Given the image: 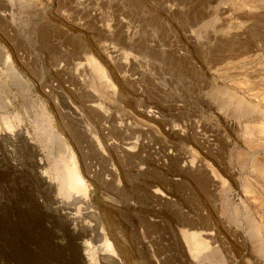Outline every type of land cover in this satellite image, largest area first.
I'll return each instance as SVG.
<instances>
[{"label":"rangeland","instance_id":"rangeland-1","mask_svg":"<svg viewBox=\"0 0 264 264\" xmlns=\"http://www.w3.org/2000/svg\"><path fill=\"white\" fill-rule=\"evenodd\" d=\"M254 66L264 0H0V264H264Z\"/></svg>","mask_w":264,"mask_h":264},{"label":"bare ground","instance_id":"bare-ground-1","mask_svg":"<svg viewBox=\"0 0 264 264\" xmlns=\"http://www.w3.org/2000/svg\"><path fill=\"white\" fill-rule=\"evenodd\" d=\"M255 67V66H254ZM254 67H251L250 69L254 68ZM250 75L253 77V80L254 82L251 81V83H256V86H259L261 87V84L263 85L264 84V66H257L255 67L254 69H252L250 71ZM250 77V76H249ZM250 77V78H252ZM252 84V85H253ZM234 86V85H233ZM251 86V85H250ZM264 86H262V89H263ZM254 88V87H252ZM256 89V88H255ZM261 89V90H262ZM263 92V90H262ZM260 92V100H262V102H256V101H253L255 102L254 104H257L258 103H261L264 104V93ZM262 93V94H261ZM247 94V93H246ZM245 98V97H244ZM258 99V96L256 97ZM259 100V99H258ZM248 102H250L248 100ZM252 102V101H251ZM252 102V103H253ZM251 103V105H252ZM248 105L250 103H247ZM93 106V105H92ZM250 106V105H249ZM264 106V105H263ZM97 107V105H96ZM257 107V106H256ZM95 108V107H94ZM230 125H235V123H231ZM62 144V143H60ZM63 146V145H61ZM127 151V150H126ZM69 154V153H68ZM67 156V155H66ZM57 159H58V164L55 165L54 167H52V176L51 177H47L46 173L45 172H41V171H37V173L35 174L34 176V180L38 181L37 183H40L41 180H44V178L47 177V183L49 182H53L56 184V188H55V191H56V195L60 198H66V199H69V195H71V197H73L74 201L72 202H75L76 204H82L84 203V199L82 200L81 197H80V194L82 193V184H83V181L79 175V173L77 171H75V169H69L68 167H64L63 164L61 163V157H59L58 155L55 156ZM70 159H72V155H69L68 156ZM67 157V158H68ZM63 159V158H62ZM72 162V160H70ZM73 164V163H72ZM40 165V162L38 163V167ZM43 165V164H42ZM73 166V165H71ZM74 167V166H73ZM39 169V168H38ZM43 169V168H42ZM49 173V171H47ZM47 173V174H48ZM40 181V182H39ZM48 183V184H49ZM85 185V184H84ZM85 187V186H84ZM48 188V187H47ZM46 189V187H45ZM44 189V190H45ZM49 189V188H48ZM81 192V193H80ZM83 198V197H82ZM67 201V200H66ZM183 234V233H182ZM209 237L210 238H214V235L213 233H210L209 234ZM184 240H185V243L188 247V249L190 250L189 252H191V254L193 255H200L201 252H206L205 250L208 248V245L202 241L200 238H199V235L197 234H194V233H191L189 235H185L184 234ZM108 245V244H107ZM186 247V248H187ZM208 251V250H207ZM207 254V253H205ZM213 254V253H212ZM201 256V259L202 260H205L204 258H202L203 255H200ZM206 256V255H205ZM209 257V255H208ZM207 257V259H208ZM196 258V257H195ZM200 259V260H201ZM199 260V259H198Z\"/></svg>","mask_w":264,"mask_h":264},{"label":"flooded vegetation","instance_id":"flooded-vegetation-1","mask_svg":"<svg viewBox=\"0 0 264 264\" xmlns=\"http://www.w3.org/2000/svg\"><path fill=\"white\" fill-rule=\"evenodd\" d=\"M59 220L60 221H62L63 223H66V221H65V217H60L59 218ZM0 222H1V217H0ZM2 226H0V230L2 229L1 228ZM53 239H54V243L55 244H57V245H59V247L61 246V245H63L62 244V242H61V240H63L66 244H69V239H70V232H69V228H67V231H64V234L63 235H60V234H58V236H53ZM5 240V238H3V237H0V250L2 251V253H4V255H5V251H6V246L7 245H9V246H7V247H9V248H14V249H16V241L15 242H13V243H11V241L7 244V242H6V240ZM79 243V242H78ZM65 247L66 246H61L60 248H63V250H65L64 252H63V257H64V259H66V260H69V258H71V254L69 253V251H68V247H66V249H65ZM77 253V252H76ZM21 255H24V254H21ZM79 255V253H77V256ZM20 257V256H19ZM19 257H18V259H19ZM2 264V263H1Z\"/></svg>","mask_w":264,"mask_h":264}]
</instances>
